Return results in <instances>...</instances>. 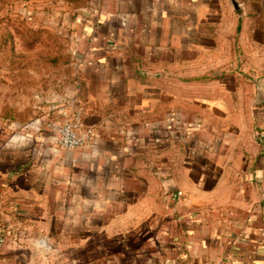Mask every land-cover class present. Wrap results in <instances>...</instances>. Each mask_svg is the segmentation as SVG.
<instances>
[{
	"label": "crops",
	"instance_id": "1",
	"mask_svg": "<svg viewBox=\"0 0 264 264\" xmlns=\"http://www.w3.org/2000/svg\"><path fill=\"white\" fill-rule=\"evenodd\" d=\"M73 29L68 95L0 129V222L33 243L0 264H52L37 239L53 264H264L263 152L208 113L241 64L264 80V0H91ZM78 115L91 144L61 149Z\"/></svg>",
	"mask_w": 264,
	"mask_h": 264
},
{
	"label": "rangeland",
	"instance_id": "2",
	"mask_svg": "<svg viewBox=\"0 0 264 264\" xmlns=\"http://www.w3.org/2000/svg\"><path fill=\"white\" fill-rule=\"evenodd\" d=\"M90 1L0 0V129L10 124H26L57 103L58 97L68 95L74 85L77 50L73 19ZM244 69L241 64L239 79L215 81L213 88L220 94L218 104L224 103L225 109L216 111L213 107L208 113L225 115L224 129L229 135L240 116L242 137L251 136L257 153L262 154L258 135L264 133V108L260 104L252 108L256 95L249 92L251 87L254 91L263 85L264 80L259 79L260 73L252 72L251 77ZM212 102L217 104L215 100ZM13 231L7 220L0 222V258L7 257L5 261L13 254L9 251L23 253L24 248L33 246L30 241L14 238ZM56 241L36 240L38 246L54 245L48 256L52 264L60 257L54 253ZM71 245L72 240L65 243ZM66 257V263L70 262L69 256Z\"/></svg>",
	"mask_w": 264,
	"mask_h": 264
},
{
	"label": "built area",
	"instance_id": "3",
	"mask_svg": "<svg viewBox=\"0 0 264 264\" xmlns=\"http://www.w3.org/2000/svg\"><path fill=\"white\" fill-rule=\"evenodd\" d=\"M75 61L79 62L78 52H74ZM94 136V130L82 124L80 116H76L72 120L58 127V145L61 149L72 151L90 146ZM258 141L262 146L264 155V133L258 135ZM182 192H177L174 198H180ZM0 240V245H1Z\"/></svg>",
	"mask_w": 264,
	"mask_h": 264
},
{
	"label": "water",
	"instance_id": "4",
	"mask_svg": "<svg viewBox=\"0 0 264 264\" xmlns=\"http://www.w3.org/2000/svg\"><path fill=\"white\" fill-rule=\"evenodd\" d=\"M257 102L258 104L264 102V85H259V96Z\"/></svg>",
	"mask_w": 264,
	"mask_h": 264
}]
</instances>
